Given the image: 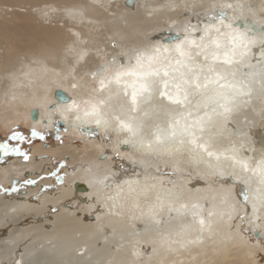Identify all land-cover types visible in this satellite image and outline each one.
<instances>
[{
  "label": "bare ground",
  "instance_id": "bare-ground-1",
  "mask_svg": "<svg viewBox=\"0 0 264 264\" xmlns=\"http://www.w3.org/2000/svg\"><path fill=\"white\" fill-rule=\"evenodd\" d=\"M257 1L136 0L130 6L125 0H0V121L27 120L31 129L47 135L70 132L79 142L66 148L77 151L74 159L82 164L68 172V180L87 186L84 191L49 188L17 201L7 192L0 199V264H87L97 238L113 251L128 249L134 256L142 243L155 244L156 233L160 243L190 249L212 247L231 235V248L217 253L220 263L232 254L235 264H264V177L241 168L242 162L254 169L264 160V0ZM221 11L254 41L245 56L237 51L232 64L222 62L231 47L227 37H219L222 47L217 49L212 41L218 34L204 31L219 26ZM167 30L183 34L166 43L156 35ZM185 37L200 45L185 44L191 58L176 51ZM156 70L160 75H126ZM117 73L124 74L119 83ZM218 74L224 79L217 83ZM144 80L152 85L151 95H138L132 110L133 85L138 88ZM55 89L69 100L54 98ZM161 91L178 94L183 102L170 103ZM73 100L80 105V120L63 111ZM101 100L97 126L96 117H85L84 110ZM35 107L39 114L33 121L29 114ZM115 116L131 123L134 133L121 130ZM85 127L87 132L81 131ZM193 134L211 156L191 143ZM108 139V160L126 158L132 165L110 172L102 166L108 160L99 163L97 149L104 151ZM4 167L10 185L15 166ZM50 198L70 200L73 215L77 210L92 215L85 221L89 228L70 234L64 226L58 238L53 226L45 230L42 224H28L26 216ZM55 222L64 224L63 219ZM141 224L142 232L130 234ZM102 227L111 231L103 233ZM172 244H165L166 250H174ZM191 258L159 264H201L195 255Z\"/></svg>",
  "mask_w": 264,
  "mask_h": 264
},
{
  "label": "rangeland",
  "instance_id": "rangeland-1",
  "mask_svg": "<svg viewBox=\"0 0 264 264\" xmlns=\"http://www.w3.org/2000/svg\"><path fill=\"white\" fill-rule=\"evenodd\" d=\"M148 1L158 2L161 0H148ZM252 3L257 4L258 1L252 0ZM31 130H32L31 127L28 126L27 124V120H24L22 122L20 121L19 123H16L13 125H10V124L6 125L4 122L0 121V143L7 142L12 147L17 146L18 144L17 141L8 140V137L11 136L14 131H18L25 137H29L31 139V143L24 142V143L19 144V147L22 150L28 151L31 157V159L27 162H25L21 156H17L15 154H9L8 156H4L3 154H0V199L7 192L12 194L11 199L13 201L15 200L17 201V200H22L23 196L28 195L27 193L38 194L41 191L49 190V188L54 190V188H57V187L58 188L61 187L63 191V189L66 186L70 187L71 191H72V188H74V185H73L74 183H71V182L69 183L68 172L71 171L73 168H76L78 164L80 163L82 164V161L81 159L79 160V158L75 160L74 156L78 152L73 151L71 147L67 149L66 146L72 144L71 146L74 147L75 144L79 141L76 138L71 137L70 132H67L66 135L65 134L62 135L60 133L56 135H47L46 133H44L43 130L38 131L44 134L43 140L39 139V137L31 138ZM57 137H60V139H57ZM78 137H80L79 134H78ZM107 142H110V139L104 142V147H105L104 151L103 149L102 150L97 149V153H96L97 155L95 156L99 159V163L100 162L103 163L109 158L107 151H110L108 149H109V145L111 144L107 145ZM79 149H82V148H79ZM87 149L92 150V148H90L89 146H87ZM85 162L89 163L91 161L85 160ZM121 162H123L124 164ZM128 162L130 163L132 162V160L128 161L126 158H123L122 160L116 158V159L108 160L107 165L105 164L103 165L101 164V165L107 168L110 172H112L114 168H124L128 166L129 165ZM3 163H4V166L5 164L7 166L11 164V166L12 167L15 166V169H16V170L15 169L12 170L14 173L11 176L12 181L10 185L7 181L8 176L6 173V169L3 166ZM44 163L45 165L43 167L42 164ZM130 165L132 164L130 163ZM59 175L62 176V181L60 183L57 182L56 180L57 176ZM13 179H16L15 183H13ZM25 180H35L36 183L35 184H25L24 183ZM14 188L16 190H13ZM58 192H59V196L61 194L63 195V192H60V191ZM62 195H61V198H64V196H66V195H63L62 197ZM61 201L62 202H59V201L54 202L51 200V198H50V201H44L42 206L37 211L32 212L31 214L26 216L27 217L26 220L28 224H31V225L32 224L34 225L42 224V227L44 229L46 228L45 230H50L52 229V226H53L54 235L58 236V238L60 237L59 235H61L60 233L61 231L60 232L58 231L61 229V227H64V226L66 228L68 227L67 229L70 234H73L74 232L78 230L83 231L89 228L88 227L89 225L87 222H89L90 220L86 218L87 215H85L84 212H80L77 210L74 212L75 215H73L72 202L70 200H65V199H62ZM56 205H58L59 208L56 209L55 211H52L51 210L52 207L53 206L56 207ZM57 219L59 220L63 219L64 224L55 222V225H54L53 222L56 221ZM87 231H84V233L81 234L85 242H87L89 239V236L85 233ZM34 233L37 234L36 231ZM155 235H156V240L154 242L155 244H149L148 242H145L146 244L142 243L141 246L139 247V252L135 254L134 256L130 254L131 252L128 249H127L128 251L127 250L126 251H118V250L113 251V247L111 246L107 247L104 244H101L102 243L101 240L97 238L92 243V246L94 245L91 248L92 255L87 256V259H86L87 264H159L161 261H170V262L176 263L177 261H183L182 258H184V261L191 260L192 259L191 257L194 255H195L196 260L200 261L201 264H226V263L235 264V262L233 261L232 254H230L228 257V260L226 259L223 263H220V260L217 256V253L220 250H222V248H231V244L233 243V239L231 235L225 234L227 238L229 237L228 238L229 241L226 240V241L221 242L217 240L215 243L216 245L212 247L211 246L201 247L198 249L197 248L190 249L189 247L175 248V244H172L169 241L168 243L172 244L171 246L174 245L173 246L174 250H170V251L166 250L165 248V244H168L166 240L165 242L160 243L161 238L160 237L157 238L158 236H160V234L156 233ZM197 251L200 253H198ZM166 252H169V253L167 254ZM229 260H232V261H229Z\"/></svg>",
  "mask_w": 264,
  "mask_h": 264
},
{
  "label": "snow or ice",
  "instance_id": "snow-or-ice-1",
  "mask_svg": "<svg viewBox=\"0 0 264 264\" xmlns=\"http://www.w3.org/2000/svg\"><path fill=\"white\" fill-rule=\"evenodd\" d=\"M225 7L231 8L232 5L227 4V5H225ZM218 16L220 18L219 26H216L215 24H213L211 27H206L204 31H205L206 35L209 34L212 30H214L218 34L217 39L212 41V43L215 45V47L217 49L222 47V44L220 42L219 37H221V36L227 37L231 47L228 51H225L222 62L224 64H232L234 62V57L236 56L237 51L241 50V51H239V55L241 57L245 56L247 54L248 48L250 47V45L254 41H252L249 38V36L246 32H242V31H240V29L238 27H234L233 26L234 21H228L227 14L225 12L221 11L220 13H218ZM209 19L212 21H215L217 19V17L211 16V17H209ZM225 21H228V22L226 23ZM222 28L227 30V31H221ZM200 39L203 40L204 37L202 36ZM185 44H187L189 46L200 47V45H197L195 40H190V39H188V37H185L184 41H182L181 43H178L176 45V51L179 53V55L181 57L191 58L190 52H187L185 50ZM261 54H262V56H264V42H262ZM148 59H149V61H153L157 58L156 57H149ZM205 59H207V57H205ZM213 59L219 60L220 57L213 54ZM137 63L140 64L139 58H138ZM180 63H182V61L177 60V64H180ZM141 67H142V65H141ZM121 75H124V74H122V73L116 74L115 80L117 83H119ZM126 75L138 76V77H140V76H158V75H160V72H159V70H156V71L150 72V73H143V74L142 73H136V72H128V73H126ZM163 75L165 77L168 76V72L165 71L163 73ZM220 79H224V77L221 76L220 74H218V79L216 82L218 83ZM185 82L187 83V81H185ZM109 83H111V81H109ZM230 86L231 85H229V84H220L221 88L230 87ZM73 87H76V85H73ZM104 87H105V81L101 80L100 81L101 91L104 89ZM164 87H165V89H167V87H168L167 81H164ZM196 87L199 88L200 85L196 84ZM133 88H134V90H133L132 95H131V103L133 106L132 110H135V107L138 104V95L142 96L144 93H148L150 96L151 92H152V85L150 83H148L146 80H144L143 82H141L139 84L138 88H136L135 85H133ZM159 94L161 97L167 99L170 103L181 104L183 102L178 94L173 96V95L169 94L167 91H161ZM239 94L243 95L244 93L241 92ZM88 103H89L88 101H85V104H88ZM103 104H105L104 100H101L98 103H91L90 110L89 109L84 110V116L85 117H96L95 123L97 124V126H99L102 123V120L99 118V115L101 112V105H103ZM221 107L225 108V112L231 111V108H228L224 105H221ZM63 111L66 114L75 115L76 120L81 119V116L79 114L80 113V105L75 100L71 101V103L66 102V106L63 109ZM65 118L66 119L68 118L67 115L65 116ZM114 119L117 121L119 128L121 130H126V131L134 133V129H133V126L131 123H128L124 119H121L120 116H115ZM104 123H107V121H104ZM81 131L87 132V129L81 128ZM175 134H176L175 131H173L172 135L175 136ZM36 137H39V139L43 140L44 134L41 132H38L35 128H33L31 130V138H36ZM57 139H60V138L57 137ZM8 140L17 141L18 142L17 146L12 147L7 142L0 143V154H3L4 156H8L9 154H15L17 156H21L25 162H27L31 159L28 151L22 150L19 147V144H21V143H24V142L31 143V139L29 137H25L20 132L14 131L12 133V135L8 137ZM191 143L196 145L199 148H203L205 151H207L209 156H211L213 154L211 151H208V149L205 147V145L197 144V141H196L194 134H193V139L191 140ZM241 168L244 171L251 170L254 173L259 171L261 176L264 177V160L260 161V163L257 164L256 168H254V169H249L248 163L242 162ZM60 179H61L60 177H57V180H60ZM24 183L25 184H35L36 181L35 180H25ZM13 190H16V189L14 188ZM244 200H245V203H247V197L246 196L244 197ZM254 211H255V208H254ZM239 218L241 220H243L244 216H240ZM257 219H259V217H257ZM200 224L203 225L204 221L200 220Z\"/></svg>",
  "mask_w": 264,
  "mask_h": 264
},
{
  "label": "water",
  "instance_id": "water-1",
  "mask_svg": "<svg viewBox=\"0 0 264 264\" xmlns=\"http://www.w3.org/2000/svg\"><path fill=\"white\" fill-rule=\"evenodd\" d=\"M135 3H136V0H125V4L126 5L134 6ZM249 24L251 26H255V24L251 20H249ZM163 32H165L164 36H161V35H163L162 32L158 33L156 36L160 37V39L163 40L166 43H172L176 39H179L182 36V34H183L182 32L179 33V32L174 31V30H167V31H163ZM53 97L56 98L58 101H68L69 100V95L67 93H65L64 91L60 90V89H55V91L53 93ZM38 114H39V110H38V108L35 107V108L31 109L29 117H30L31 120L36 121L38 119ZM59 125L61 127H63L64 126V122L59 121ZM87 128L88 127H85V129H87ZM57 177L61 178L60 180L56 179L57 182L60 183L62 181V176L59 175ZM15 182H16V179H13V183H15ZM74 187H75L76 190H79V191H84V189L87 188V186L84 183H82V182L74 183ZM86 218L89 219V220H92L93 216L92 215H88V216H86ZM143 227H144V225L141 224L138 227V229L132 230L130 232V234H137V233L142 232L143 231ZM110 231H111L110 228L102 227V232L103 233H109Z\"/></svg>",
  "mask_w": 264,
  "mask_h": 264
}]
</instances>
